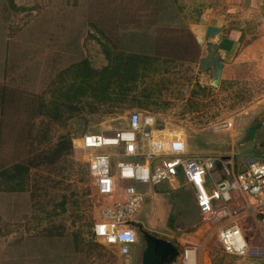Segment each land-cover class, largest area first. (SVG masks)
Listing matches in <instances>:
<instances>
[{"label": "rangeland", "instance_id": "1", "mask_svg": "<svg viewBox=\"0 0 264 264\" xmlns=\"http://www.w3.org/2000/svg\"><path fill=\"white\" fill-rule=\"evenodd\" d=\"M151 4L154 0H0V169L16 162L30 167L27 175L20 172L27 188L0 185V262L50 264L42 240L51 234L71 245L69 255L58 251L63 263L53 254L51 264H140L138 239L120 257L92 236L97 196L85 155L73 146L86 131L110 134L131 109L180 127L189 152L264 158V78L248 72L223 89L201 86L193 65L197 48L188 33L181 28L168 36L155 28L150 13L137 10ZM139 36L146 40L135 39ZM128 50L138 51L141 63L122 69V82L110 85L107 100L83 95L93 86L91 78L89 86L73 85L76 75L83 77L82 61L99 70L115 63L117 51ZM14 116L20 118L9 119ZM60 137L70 139L72 149L50 164V149ZM137 188L144 196L131 220L178 251L196 245L198 264H264L262 229L247 231L244 257L229 255L200 218L188 186L162 181Z\"/></svg>", "mask_w": 264, "mask_h": 264}, {"label": "built area", "instance_id": "2", "mask_svg": "<svg viewBox=\"0 0 264 264\" xmlns=\"http://www.w3.org/2000/svg\"><path fill=\"white\" fill-rule=\"evenodd\" d=\"M104 132L86 131L73 140V146L85 155L97 196L98 219L91 234L118 256L128 255L137 241L139 224L131 217L144 196L138 185L162 181L190 188L200 218L215 231L224 253L244 257L247 231L253 227L262 229L264 245V158L189 152L185 132L147 110L127 111L123 125L110 134ZM260 250L264 253V246ZM178 260V264H198L197 246L185 245Z\"/></svg>", "mask_w": 264, "mask_h": 264}, {"label": "crops", "instance_id": "3", "mask_svg": "<svg viewBox=\"0 0 264 264\" xmlns=\"http://www.w3.org/2000/svg\"><path fill=\"white\" fill-rule=\"evenodd\" d=\"M155 1L154 4L140 6V9L137 10L150 13V15L148 14L149 22L154 23L155 28L157 27L169 33L168 36H173V33L185 29L197 48L196 60L193 65L195 74H197V82L201 86L211 84L213 68L207 66L199 69L198 67L200 58L207 54V50L204 44L197 41L196 28L201 26L203 28L202 36H204L205 27L209 24H214L219 28V32L210 38V41L217 43L216 54L223 64L218 89L227 87L233 83L236 77L243 76V79H246L247 77L244 75L248 72L255 73V76L257 74V78H264V0H196L191 5L178 4L177 0ZM199 29L201 30V28H198L197 32ZM9 38L6 37L5 40H9ZM1 96L0 94V127L4 121L1 114V106L3 105ZM17 118L20 117L14 116V119L12 117L9 119L16 122ZM26 167L27 170L20 171L23 173L22 177L27 175L29 171L30 167ZM2 171L0 169V177H2ZM22 173L16 172L15 174L19 177L12 178L8 182L18 181L24 186L23 189L27 188V184L19 180ZM2 181L0 180V185ZM96 240L104 244L101 240ZM42 241L45 254L50 255V258H46V261H49L50 264L53 260L51 258L53 254L55 258L58 257L55 261L59 260L63 263L66 260L64 255H58V251H66L67 255L71 252V245L64 236L49 234L45 235ZM0 264L17 263L2 261Z\"/></svg>", "mask_w": 264, "mask_h": 264}, {"label": "trees", "instance_id": "4", "mask_svg": "<svg viewBox=\"0 0 264 264\" xmlns=\"http://www.w3.org/2000/svg\"><path fill=\"white\" fill-rule=\"evenodd\" d=\"M157 2V0L155 1ZM137 40H146L143 37H135ZM142 47V46H141ZM146 47V46H145ZM123 54H130L128 57H125V59L122 56ZM139 54L136 50H128V51H117L115 55L113 56L115 59V63L112 64V66H106L99 70L92 69L85 61H82V65L84 67V70L82 71V76L76 75L74 78L73 85H79L82 81V84L84 87L89 86L90 81L88 79L91 78L92 88L89 91H84L83 95H86V92L89 93L91 96H93L96 100H107L110 98L111 93L109 91L110 85L113 82H122V69L128 68V66H132L133 69H138L139 64L141 63L140 57H137ZM146 55V54H144ZM108 57H112L108 53ZM130 64V65H129ZM109 70H112V74L109 73ZM124 74V73H123ZM85 89V88H84ZM72 108H70L71 110ZM72 144L70 139H65L64 137H60V139L56 142L55 146L50 149L51 157L48 160L50 164L54 163L58 158H60L62 155L67 154L71 151ZM27 170L26 165L24 163H16L8 167L7 169H4L1 172V176H3L4 180V186L6 190H22L23 185L21 182H14L11 183L8 180H11L12 178H18L19 175L15 174L16 172ZM1 182V185H3ZM8 183L9 185H7ZM19 185H16L18 184ZM12 184V185H11ZM8 187H7V186Z\"/></svg>", "mask_w": 264, "mask_h": 264}, {"label": "water", "instance_id": "5", "mask_svg": "<svg viewBox=\"0 0 264 264\" xmlns=\"http://www.w3.org/2000/svg\"><path fill=\"white\" fill-rule=\"evenodd\" d=\"M218 32L219 28L217 26L209 24L205 27V35L197 36L196 38L199 43L206 46L207 50V54L200 58L198 67L199 69L207 66L213 68V80L211 81L213 86L218 84L223 66L216 54L217 43L210 41V38L214 37ZM139 233L144 234V230L141 229ZM179 256L180 251L170 241L151 237L146 239V245L142 251L141 264H172L178 260Z\"/></svg>", "mask_w": 264, "mask_h": 264}, {"label": "flooded vegetation", "instance_id": "6", "mask_svg": "<svg viewBox=\"0 0 264 264\" xmlns=\"http://www.w3.org/2000/svg\"><path fill=\"white\" fill-rule=\"evenodd\" d=\"M136 229L138 231H140L143 228H142L141 225L140 226L136 225ZM143 230H144V234L139 233L138 234V237H137L138 242L141 243V244H143V248H142L141 253H140V256H139L140 264H141L142 251H143V249H144V247L146 245V239L147 238H151V237L159 238V237L155 236L153 233L149 232L148 230H145V229H143ZM133 255L135 256V253L134 252L131 253V256H133Z\"/></svg>", "mask_w": 264, "mask_h": 264}, {"label": "bare ground", "instance_id": "7", "mask_svg": "<svg viewBox=\"0 0 264 264\" xmlns=\"http://www.w3.org/2000/svg\"><path fill=\"white\" fill-rule=\"evenodd\" d=\"M198 28H201V30L199 29L198 32H197V29H198ZM202 31H203V28H202L201 26H198V27L196 28L197 36L201 37V36H202Z\"/></svg>", "mask_w": 264, "mask_h": 264}]
</instances>
